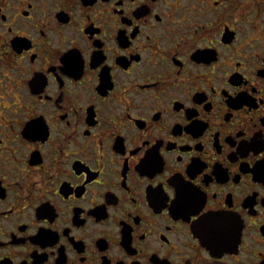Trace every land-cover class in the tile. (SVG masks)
I'll list each match as a JSON object with an SVG mask.
<instances>
[{"label": "flooded vegetation", "instance_id": "obj_1", "mask_svg": "<svg viewBox=\"0 0 264 264\" xmlns=\"http://www.w3.org/2000/svg\"><path fill=\"white\" fill-rule=\"evenodd\" d=\"M0 264H264V0H0Z\"/></svg>", "mask_w": 264, "mask_h": 264}]
</instances>
